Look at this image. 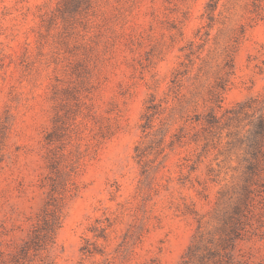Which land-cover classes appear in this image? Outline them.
Returning <instances> with one entry per match:
<instances>
[{
    "label": "rangeland",
    "instance_id": "1",
    "mask_svg": "<svg viewBox=\"0 0 264 264\" xmlns=\"http://www.w3.org/2000/svg\"><path fill=\"white\" fill-rule=\"evenodd\" d=\"M74 3L0 0V254L26 240L43 204L54 117L77 114L67 147L82 154L77 193L54 264H180L199 226L194 264L238 227L236 259L264 264V171H250L264 22L248 0L214 11L210 0ZM218 84L223 110L255 100L219 129L205 122ZM86 241L96 254L81 252Z\"/></svg>",
    "mask_w": 264,
    "mask_h": 264
},
{
    "label": "trees",
    "instance_id": "2",
    "mask_svg": "<svg viewBox=\"0 0 264 264\" xmlns=\"http://www.w3.org/2000/svg\"><path fill=\"white\" fill-rule=\"evenodd\" d=\"M66 1L69 3L66 5ZM91 1V0H88ZM219 0H210V9L214 11ZM61 7L75 4L74 0H61ZM249 13L254 16V19L264 22V0H248ZM60 7V8H61ZM51 17L45 21V24ZM227 69L232 73V60H228L226 64ZM225 91L223 84H218L212 91V100L214 107H210L205 122L211 128H221L226 124H237L246 116L251 108H253L254 101H246L238 103L230 109H224L221 105L222 95ZM78 101V100H77ZM81 102V101H80ZM80 104V103H79ZM79 111L78 102L74 104ZM223 112L221 113V111ZM219 113H221L219 115ZM74 114L67 121L61 123V117L56 114L54 117V126L52 131L47 132L44 137L45 145L48 146L47 152L44 156L46 174L41 179L40 189L44 194V201L39 211L35 215L34 223L32 224L26 240L20 245L15 246L14 251L4 256L0 254V264H54V259L50 256V250L55 244L56 233L61 227L65 216V208L68 202L76 195L77 186L75 177L77 175L79 162L82 159V154L79 146L75 148L70 147L72 134L78 132L73 131L75 124ZM74 117V118H73ZM66 118V116H65ZM257 147L254 164H250V171L252 177L264 171V116L259 118L257 126ZM77 137V136H76ZM72 138V139H71ZM137 158L139 161L141 152L138 147H135ZM249 192V191H248ZM245 205V202H244ZM243 216V212L238 209L237 215ZM239 221H237V225ZM201 226L198 227L197 234L193 242L187 249L180 264H194L192 261L195 253L194 240L200 235ZM103 230V229H101ZM242 228H234L230 230V234L220 241L219 245L214 249L206 248L205 254L198 257V264H240L236 259V241L240 239ZM103 232V231H102ZM105 238V236H102ZM88 241L82 246L81 252L83 254L92 255L97 252L91 249ZM104 264H110L108 260ZM196 264V263H195Z\"/></svg>",
    "mask_w": 264,
    "mask_h": 264
}]
</instances>
